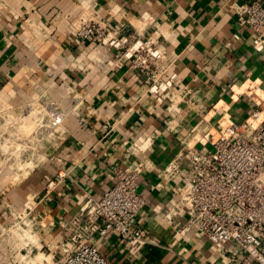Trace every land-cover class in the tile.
Returning a JSON list of instances; mask_svg holds the SVG:
<instances>
[{
    "label": "crops",
    "instance_id": "1",
    "mask_svg": "<svg viewBox=\"0 0 264 264\" xmlns=\"http://www.w3.org/2000/svg\"><path fill=\"white\" fill-rule=\"evenodd\" d=\"M252 1L0 0V116L8 119L43 99L69 112L54 139L30 150L24 142L18 160L35 162L34 168L0 186V264L62 259L63 225L81 196L100 199L117 170L135 169L145 205L130 227L143 230L144 241L129 246L114 234L96 237L103 258L115 264L248 258L233 243L218 252L195 230L182 231L187 217L177 187L187 165L172 179L163 170L185 145L200 147L207 132L246 119L255 106L245 93L264 90V51L254 50V35L239 25L236 11ZM78 19L161 48L168 64L161 79L172 88L149 93L139 70L113 65L114 50L73 34ZM59 171L67 173L61 180ZM6 206L30 212L28 230L12 227Z\"/></svg>",
    "mask_w": 264,
    "mask_h": 264
},
{
    "label": "built area",
    "instance_id": "2",
    "mask_svg": "<svg viewBox=\"0 0 264 264\" xmlns=\"http://www.w3.org/2000/svg\"><path fill=\"white\" fill-rule=\"evenodd\" d=\"M236 11L239 25L249 27L254 35V50L264 51V0L237 5ZM73 26L75 36L90 37L114 50L116 68L129 64L139 70L149 93H165L172 88V81L161 79L168 69L161 48L138 38L111 34L99 21L78 19ZM258 89L251 87L245 93L255 106L246 119L231 121L216 133L207 132L200 147L185 145L163 170L164 176L172 179L187 165L185 183L177 187L187 217L182 231L195 230L218 252L225 251L229 243L237 245L248 257L237 264H264V90ZM45 100L44 106L39 100V113L49 114L55 120L54 126H63L69 112ZM70 112L74 113L75 108ZM41 124L40 128L46 126ZM66 175L59 171L57 179ZM138 175L139 169L117 170L114 185L100 199L89 194L81 196L82 203L63 225L66 236L58 246L63 258L52 264H115L103 258L93 245L96 237L114 234L129 246L144 241V231L130 227L145 205L138 191ZM53 183L49 182L47 188ZM4 205V194L0 192V209ZM6 207L13 228L29 227V211L20 206Z\"/></svg>",
    "mask_w": 264,
    "mask_h": 264
},
{
    "label": "rangeland",
    "instance_id": "3",
    "mask_svg": "<svg viewBox=\"0 0 264 264\" xmlns=\"http://www.w3.org/2000/svg\"><path fill=\"white\" fill-rule=\"evenodd\" d=\"M40 102L39 100L33 101L24 110L22 109L19 114H12L8 119L6 116H0V186L14 178H23L26 173L34 168L35 162L18 160L21 153L27 150V147L28 150L35 149L37 148L35 144H39L41 137L43 140H52L59 131H62V125L60 124L59 127L54 126L55 120H52L49 114H40ZM45 102H48V100H45ZM43 112H46V108ZM29 118L31 120L27 121ZM41 123L46 126L40 128ZM24 125L25 127H22ZM9 126H12V129ZM21 140L29 141V143L27 141V147L23 146L24 143ZM30 145L31 147H29ZM17 228L22 232L28 230L20 228L19 225H17Z\"/></svg>",
    "mask_w": 264,
    "mask_h": 264
},
{
    "label": "bare ground",
    "instance_id": "4",
    "mask_svg": "<svg viewBox=\"0 0 264 264\" xmlns=\"http://www.w3.org/2000/svg\"><path fill=\"white\" fill-rule=\"evenodd\" d=\"M23 118V117H22ZM27 120V119H26ZM29 120H31L30 118L27 120V121H29ZM35 120V119H34ZM39 120V119H38ZM41 121V120H40ZM7 124V123H6ZM28 124V123H27ZM40 124V123H39ZM27 126V125H26ZM30 125H28L27 127H29ZM22 127H25V125L24 126H22ZM22 127H21V129H22ZM31 127V126H30ZM37 127V126H36ZM42 127V126H41ZM4 129V128H3ZM26 129V128H25ZM5 130H6V127H5ZM10 135V134H9Z\"/></svg>",
    "mask_w": 264,
    "mask_h": 264
}]
</instances>
